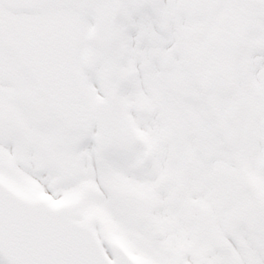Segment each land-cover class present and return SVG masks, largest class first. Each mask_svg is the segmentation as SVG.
Segmentation results:
<instances>
[{
	"label": "snow or ice",
	"instance_id": "6c2138e0",
	"mask_svg": "<svg viewBox=\"0 0 264 264\" xmlns=\"http://www.w3.org/2000/svg\"><path fill=\"white\" fill-rule=\"evenodd\" d=\"M0 264H264V0H0Z\"/></svg>",
	"mask_w": 264,
	"mask_h": 264
}]
</instances>
